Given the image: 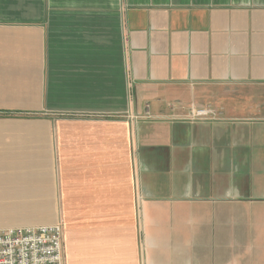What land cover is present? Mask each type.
Masks as SVG:
<instances>
[{
	"label": "crops",
	"instance_id": "1",
	"mask_svg": "<svg viewBox=\"0 0 264 264\" xmlns=\"http://www.w3.org/2000/svg\"><path fill=\"white\" fill-rule=\"evenodd\" d=\"M58 222L65 264H264V0H0V229Z\"/></svg>",
	"mask_w": 264,
	"mask_h": 264
},
{
	"label": "built area",
	"instance_id": "2",
	"mask_svg": "<svg viewBox=\"0 0 264 264\" xmlns=\"http://www.w3.org/2000/svg\"><path fill=\"white\" fill-rule=\"evenodd\" d=\"M221 113L208 105L192 111L190 120H218ZM0 264H65L62 222L0 229Z\"/></svg>",
	"mask_w": 264,
	"mask_h": 264
}]
</instances>
